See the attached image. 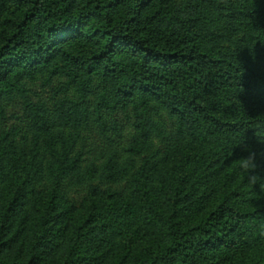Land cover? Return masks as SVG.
Listing matches in <instances>:
<instances>
[{
    "label": "trees",
    "instance_id": "trees-1",
    "mask_svg": "<svg viewBox=\"0 0 264 264\" xmlns=\"http://www.w3.org/2000/svg\"><path fill=\"white\" fill-rule=\"evenodd\" d=\"M10 2L0 264H222L223 249L264 264V0H0V21ZM94 132L111 154L87 163L76 147ZM158 144L166 202L159 154H145ZM141 160L130 201L73 220L55 186L25 228L33 180L20 171L119 182Z\"/></svg>",
    "mask_w": 264,
    "mask_h": 264
},
{
    "label": "rangeland",
    "instance_id": "rangeland-1",
    "mask_svg": "<svg viewBox=\"0 0 264 264\" xmlns=\"http://www.w3.org/2000/svg\"><path fill=\"white\" fill-rule=\"evenodd\" d=\"M12 12V5L10 2L5 12L3 13L2 20L0 21V29L7 27V22L11 18ZM71 44H74V46L78 47V49L81 51V49H83L82 45H84V42L80 41V38H77ZM159 106L160 105L157 103V101H152V108L159 113L161 118L167 120L166 113L164 112V110L160 109ZM155 147L156 148L154 150L145 154L150 155L156 152L157 154H159V156L157 157L160 161V163L158 164L157 172V174H159V177L157 183L155 184V188L158 194L160 195L161 202H166L167 197L169 196V187L166 181V169L168 162L167 160L163 159L165 154L163 146L158 144ZM76 151H79L84 154V158L87 163L97 160L102 154H111L103 150L102 144H100L98 135L95 132L85 136L83 140L80 141L77 145ZM146 156L143 155L142 158L144 159ZM38 158H46L48 160L49 156L43 154L40 155ZM141 163L142 160L138 162L137 167L134 168L132 172L124 176L119 182L101 180L88 181L87 179L80 180L70 178L58 180L53 179V181H44L45 179H43V177H35L34 174L32 172H29L28 170L23 172L20 171L18 173L20 177L26 179L31 178L33 180L32 184L26 185L30 187V189H28V191L31 192L29 196L30 202L24 209V217L20 216L25 220V228H27L28 225L31 223L33 216L36 214V208L38 207L39 203L44 199V195L48 192L50 188H53L55 186L64 192L70 205L71 219L73 220L80 214L84 213L85 208L93 201L99 203L106 202L108 204H111L113 202L122 203L130 201L132 197L131 192L134 185V176L136 174V171L139 170ZM4 186H2V188L0 189V198L4 196V193L7 190H12L15 187L14 183L10 182L9 179L7 180ZM71 222L72 220L69 221V226ZM123 232H125V229ZM153 233L154 232L143 228V230L139 231L138 238L141 242H143L149 239L153 235ZM118 239L119 238L116 239V242ZM239 252L240 251L228 252L224 249L220 250L219 254H217V257L212 259V262L217 261L219 256H223L224 260L222 261V264H233L235 259L237 260L238 258H242L248 253L247 251H243L240 253Z\"/></svg>",
    "mask_w": 264,
    "mask_h": 264
}]
</instances>
